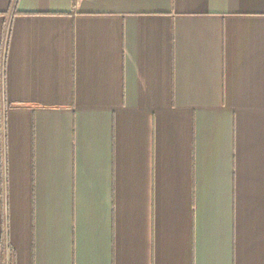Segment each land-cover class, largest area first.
<instances>
[{"label":"crops","instance_id":"1","mask_svg":"<svg viewBox=\"0 0 264 264\" xmlns=\"http://www.w3.org/2000/svg\"><path fill=\"white\" fill-rule=\"evenodd\" d=\"M0 264H264V0H0Z\"/></svg>","mask_w":264,"mask_h":264}]
</instances>
